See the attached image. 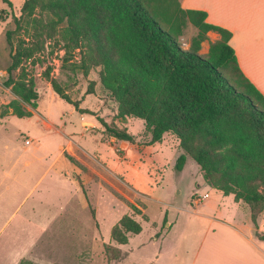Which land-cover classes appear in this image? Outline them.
<instances>
[{
    "label": "rangeland",
    "instance_id": "rangeland-1",
    "mask_svg": "<svg viewBox=\"0 0 264 264\" xmlns=\"http://www.w3.org/2000/svg\"><path fill=\"white\" fill-rule=\"evenodd\" d=\"M10 1L11 7L0 0V264H190L206 226L233 219V197L203 184L201 170L189 156L176 170L184 151L175 135L165 133L160 142L145 145L150 134L144 120L117 116V102L100 84V67L90 66L84 75L75 66L79 49L64 60L58 28L52 34L44 27L47 17L39 8L34 10L37 28L16 29L13 16L19 17L24 0ZM172 6L179 15L176 40L188 49L198 28L178 11L181 0H172ZM7 30H15L13 47L18 39L35 47L24 62L38 93L35 108L3 85L13 49ZM218 37L207 31L198 53L206 57ZM46 69L80 107L126 129L136 142L116 140L94 115L61 99L45 77ZM13 99L32 114L14 115L8 107ZM57 157L62 158L50 169ZM246 205L238 202L250 218ZM125 214L133 215L142 230L120 245L111 239L110 229ZM257 220L264 223V210ZM120 251L117 260L106 256Z\"/></svg>",
    "mask_w": 264,
    "mask_h": 264
},
{
    "label": "trees",
    "instance_id": "trees-1",
    "mask_svg": "<svg viewBox=\"0 0 264 264\" xmlns=\"http://www.w3.org/2000/svg\"><path fill=\"white\" fill-rule=\"evenodd\" d=\"M2 1L11 7L10 0ZM35 8L46 14V29L54 33L58 28L64 60L79 49L80 61L75 66L84 75L90 66L100 67V84L117 102V116L144 120L150 134L145 145L160 142L165 133L175 135L184 151L177 158L176 170H182L187 156L192 158L208 186L247 204L255 235L264 240L257 224L264 210V95L242 73L229 44L231 32L207 22L203 10L178 6L198 28L190 47L181 48L175 37L179 15L172 0H24L19 17L13 16L16 29L39 26ZM209 30L219 37L203 57L198 51ZM14 32L6 31L11 47ZM34 50L18 39L3 81L33 108L38 93L24 62ZM44 74L61 99L80 113L94 115L108 135L136 142L126 129L80 107L47 69ZM87 90L92 93V86ZM8 107L17 117L32 114L17 99L8 102ZM66 157L75 163L74 157ZM141 230L140 222L125 214L111 227L110 237L123 245ZM120 254L106 256L117 260Z\"/></svg>",
    "mask_w": 264,
    "mask_h": 264
},
{
    "label": "crops",
    "instance_id": "crops-1",
    "mask_svg": "<svg viewBox=\"0 0 264 264\" xmlns=\"http://www.w3.org/2000/svg\"><path fill=\"white\" fill-rule=\"evenodd\" d=\"M181 7L203 10L207 22L231 32L229 44L242 73L264 95V0H181ZM60 158L54 159L49 168ZM203 184L208 186L204 180ZM238 202L234 201L237 215L232 220L218 219L206 226L190 264H264V240L255 235L247 210H240ZM257 224L264 234V223L257 220Z\"/></svg>",
    "mask_w": 264,
    "mask_h": 264
},
{
    "label": "built area",
    "instance_id": "built-area-1",
    "mask_svg": "<svg viewBox=\"0 0 264 264\" xmlns=\"http://www.w3.org/2000/svg\"><path fill=\"white\" fill-rule=\"evenodd\" d=\"M28 142H29V140L26 139V140H25V143H28ZM204 196H207V194L203 195V197H204Z\"/></svg>",
    "mask_w": 264,
    "mask_h": 264
}]
</instances>
